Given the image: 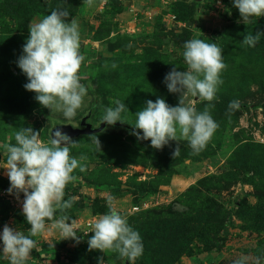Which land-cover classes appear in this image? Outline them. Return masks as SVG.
I'll list each match as a JSON object with an SVG mask.
<instances>
[{
	"label": "rangeland",
	"instance_id": "374dc122",
	"mask_svg": "<svg viewBox=\"0 0 264 264\" xmlns=\"http://www.w3.org/2000/svg\"><path fill=\"white\" fill-rule=\"evenodd\" d=\"M42 1L48 12L34 15L24 25L19 17L0 20V232L5 225L25 235L30 229L22 212L23 193L17 198L8 191L4 145H15V133L24 127L40 132L44 143L55 128L98 129L106 108H114V101L120 100L126 105L121 113L124 122L107 124L103 131L81 135L69 145L71 156L84 157L81 163L86 166L84 171L74 170L76 179L66 186L63 197L74 199L63 214L69 223L76 221L79 242L64 239L48 220L45 231L31 237L37 246L27 264H98L101 257L104 264H154L143 254L133 262L115 252L90 251L92 225L109 212V197L133 229L147 217L161 215L170 221V213L191 210V202L199 205L206 198L197 197L200 192L190 193L193 188L204 192L202 196L207 191L223 207L229 234L220 250L207 251L199 241H192L187 249L191 254L181 255L174 264H234L242 256L247 257L246 264H258L264 255V35L255 47L242 41L248 34L264 32V16L245 24L225 0H94L92 6L85 0ZM57 8L69 12L66 22L73 18L78 22L80 52L85 57L79 75L87 94L72 119L43 107L36 93L24 87L28 79L18 67L30 36L29 24ZM193 38L217 44L227 65L211 102L210 115L218 127L199 153L184 139L155 149L150 140L132 134L140 131L133 128L135 113L158 98L178 106L180 94L169 92L164 80L174 67L187 70L184 43ZM12 39L14 43L6 42ZM232 101H238V107L230 108ZM186 103L197 112L209 104L192 96ZM178 144L180 152L174 157ZM241 158L261 166L239 168ZM231 171L236 172L233 179L227 175ZM210 177H220L226 189L213 190L218 184L211 181L202 183L205 187L199 184ZM60 215L56 213V218ZM2 248L0 240V264H10Z\"/></svg>",
	"mask_w": 264,
	"mask_h": 264
},
{
	"label": "clouds",
	"instance_id": "9594fccd",
	"mask_svg": "<svg viewBox=\"0 0 264 264\" xmlns=\"http://www.w3.org/2000/svg\"><path fill=\"white\" fill-rule=\"evenodd\" d=\"M92 6L94 0H85ZM233 5L245 24L252 18L264 16V0H233ZM69 12L57 8L36 22L29 24L30 36L23 46V55L18 59V67L28 79L26 90L36 93V100L51 111H61L65 118L72 119L81 108L87 94L86 87L80 83L79 70L85 57L80 52L79 25L75 18L66 22ZM264 32L248 34L243 44L255 47ZM183 58L186 71H177L174 67L166 76L165 84L171 93H179L178 106H169L163 98L155 102L148 100L146 107L135 113L136 122L133 135L140 140H150L155 149H162L169 141L184 139L194 153H199L212 137L218 124L210 115L214 106L221 72L227 67L223 62L222 49L215 43H208L193 38L184 43ZM115 67V65H114ZM189 96L199 97L209 104L202 112L186 100ZM113 107H108L102 116V123L114 125L124 122L121 113L126 105L115 100ZM238 101H232L230 108L238 107ZM142 132V135H141ZM16 144L4 145L7 153V176L10 181L9 193L15 192L17 198L23 193L22 212L31 225L29 234L5 225L0 240L2 252L10 264H27L32 250L37 243L31 237L43 233L45 221H52V228L58 229L64 239L72 238L79 242L76 221L64 215L70 209L73 198L63 199L66 186L74 181L77 168L84 171L86 166L70 154V144L75 145L69 135L61 128H55L51 139L44 143L40 132L31 127L21 128L15 133ZM97 148L101 143L94 139ZM179 144L173 156L179 155ZM110 205L107 214L99 216L92 225V235L88 240L89 250L103 253L111 251L121 258L135 261L143 254L142 238L138 231L129 226L127 219L114 206ZM59 211L61 215L56 218ZM247 257H241L234 264H246ZM98 264H104L99 258Z\"/></svg>",
	"mask_w": 264,
	"mask_h": 264
},
{
	"label": "trees",
	"instance_id": "16d2710c",
	"mask_svg": "<svg viewBox=\"0 0 264 264\" xmlns=\"http://www.w3.org/2000/svg\"><path fill=\"white\" fill-rule=\"evenodd\" d=\"M225 2L231 12L234 14L239 12L234 7L233 0H225ZM55 6L58 7V5ZM47 12L48 9L45 8V3L42 0H11V3L10 0H0L1 21L5 20L6 22L9 17H19L24 25L34 15ZM6 42L14 43V39L12 41L6 40ZM260 166L242 160V158L237 160V167L239 168L250 167L252 170H258ZM227 175L229 179H233L236 172L231 171ZM220 179V177H210L209 179H203L199 184L205 187L206 184L202 183L206 181L215 182L218 185H214L213 190L219 192L226 189L225 186L220 185ZM195 189H191L190 193L195 191V193L200 192L197 197L206 196L201 204L191 202V210L183 213H170V221L162 220L164 217L159 215L158 217H147L135 226L134 230L138 231L142 238L143 256L152 263L174 264L180 259L181 255L191 254L187 249L190 248V243L194 240L199 241L207 251L220 250L224 246L229 234L228 227H226L227 214L223 207L215 199H212L205 189L206 195L204 196H202L204 192ZM140 195H145L144 189L141 190ZM26 224L31 227L27 221ZM258 264H264L263 254L260 255Z\"/></svg>",
	"mask_w": 264,
	"mask_h": 264
},
{
	"label": "water",
	"instance_id": "95a60500",
	"mask_svg": "<svg viewBox=\"0 0 264 264\" xmlns=\"http://www.w3.org/2000/svg\"><path fill=\"white\" fill-rule=\"evenodd\" d=\"M195 1H200V0H195ZM106 125L107 123H101L98 129H92L91 125H87L86 129L84 130H81V129L73 130L71 126H63L61 127V129L63 130V132L69 135L71 139H74L81 135H90V134L101 132L105 129ZM114 125H116V123Z\"/></svg>",
	"mask_w": 264,
	"mask_h": 264
},
{
	"label": "built area",
	"instance_id": "2783aa9c",
	"mask_svg": "<svg viewBox=\"0 0 264 264\" xmlns=\"http://www.w3.org/2000/svg\"><path fill=\"white\" fill-rule=\"evenodd\" d=\"M137 209H138V207L137 208H134V210H137ZM88 225H90V223ZM2 232H3V230L0 232V235H2ZM69 239H71V238H69Z\"/></svg>",
	"mask_w": 264,
	"mask_h": 264
}]
</instances>
